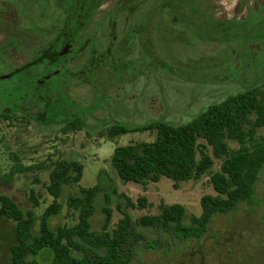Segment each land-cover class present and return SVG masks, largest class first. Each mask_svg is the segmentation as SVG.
I'll list each match as a JSON object with an SVG mask.
<instances>
[{
	"label": "rangeland",
	"instance_id": "obj_1",
	"mask_svg": "<svg viewBox=\"0 0 264 264\" xmlns=\"http://www.w3.org/2000/svg\"><path fill=\"white\" fill-rule=\"evenodd\" d=\"M118 2L104 0L87 32H82L81 43H73L61 75L49 78L48 74L59 68L46 62L33 68L31 75L1 80L32 62L49 46L47 28L56 19L58 8L55 0H0V112L8 108L13 111V104L26 110V115L15 113L10 120L0 119V192L23 210L34 211L35 233L43 214L54 202L47 186L58 160L80 162L84 171L78 185L63 187V197L58 201L62 211L51 219L52 229L75 226L79 213L69 208L68 200L80 195L81 189L97 185L101 192L95 199L96 213L91 220L94 231L102 230L106 218L103 209L107 206L113 211V229L123 218V212L136 224L144 216L160 214L162 202L185 207L184 225L190 226L193 216L202 215L201 199L216 195L209 177L184 183L179 190L167 178L149 184L146 189L125 184L112 165L115 149L151 142L155 135L130 133L109 139L107 129L115 124L135 128L158 120L186 124L229 97L254 85L264 86V0H192L188 8L207 12L208 24L203 21L193 24L192 19L176 25L166 13L160 19L166 23L164 28L157 18L145 24L144 34L135 39L131 37V26L138 22L136 18L124 14L116 20L110 15ZM153 6L142 7L143 17ZM210 22L220 23L219 28L211 29ZM90 33L93 41L85 45ZM179 33L183 38L179 39ZM173 35L181 41L172 38ZM16 40L20 43H14ZM63 46L60 44L58 49ZM105 52L110 53L114 65L99 69L95 73L96 82L82 74L93 58ZM110 58L105 62H110ZM43 78L46 85L42 90H52L53 96L60 100L59 118L69 120L73 114H84L87 118L84 130L64 134L63 124L46 126L33 120L47 107L35 95L30 94L25 102L22 98L27 88ZM258 135L264 136V129ZM230 146L238 148L234 142ZM220 164L216 161L214 170H219ZM20 167L22 171L11 177ZM32 191L38 197L37 208H33ZM120 194L135 204L145 197L152 206L143 210L128 207ZM13 228L14 224L0 215V264H10V248L15 242ZM136 229L146 240L136 246L131 264H188L200 243L217 248L218 252H234L237 257L229 264H264V169L253 201L241 203L230 213H218L204 237L189 241L179 255L175 253L171 232L141 226ZM218 236L220 239L216 240ZM51 254L45 250L30 259L47 264L52 260ZM227 258L228 255H223L222 261Z\"/></svg>",
	"mask_w": 264,
	"mask_h": 264
},
{
	"label": "trees",
	"instance_id": "obj_2",
	"mask_svg": "<svg viewBox=\"0 0 264 264\" xmlns=\"http://www.w3.org/2000/svg\"><path fill=\"white\" fill-rule=\"evenodd\" d=\"M191 1L119 0L116 9L110 15L116 20L124 14L136 18L138 22L131 26L132 39L144 34L145 24H151L157 18L160 20L166 13L173 17L176 25L182 21L191 22L192 19L195 20L193 24L198 21L208 24L210 17L207 12L191 11L188 8ZM55 2L58 15L47 28L51 38L49 46L40 52L34 63L18 69L11 74V78L31 75L32 69L42 62L59 68L53 74L49 73V78L61 75L66 68L69 55L58 49V46L71 41L81 43L82 32L93 21L104 0H55ZM149 4L154 6L143 17L142 7ZM160 23L163 28L166 26L161 20ZM210 24V28L216 30L220 25L211 22ZM178 35L179 39L183 38L182 34ZM145 36L146 41H149L147 32ZM171 37L179 40L177 35ZM14 43L20 42L16 40ZM84 44L89 45L91 41L86 39ZM82 51L83 49L78 53ZM109 54L105 52L93 58L87 71L82 74L95 81V73L99 69L114 65V60ZM107 58L111 59L108 63L105 62ZM37 89L27 88L22 98L25 102L32 94L46 105L47 109L34 116L33 120L46 126L63 124L64 134L82 131L87 127V118L84 114H73L69 120L60 119L58 97L53 96L52 90L40 89L38 93ZM13 107V111L8 108L0 112V119L10 120L15 113L26 115L25 107L18 104H13ZM263 129L262 85H254L244 93L209 107L186 124L174 125L158 120L135 128L122 124L109 127L107 129L109 139L130 133L155 135L151 142H136L115 149L112 165L123 183L141 185L146 189L149 184L159 183L163 178H167L173 181L174 189L179 190L184 183L201 181L209 177L216 195H206L201 199L202 215L193 216L191 225L186 226L184 225L186 208L181 205L168 206L162 202L160 214L144 216L135 224L127 212H123V218L111 229L113 211L107 206L103 209L106 218L102 230L94 231L91 220L96 213L95 199L101 192L100 185H97L91 189H81L80 195L72 196L68 200L69 208L79 213L75 226L52 229L51 219L62 211V205L58 201L63 197V187L78 185L82 181L84 171L80 162L58 160L53 165L50 183L47 186L54 202L43 214L37 233L34 232L37 221L34 211L23 210L12 198L0 192V215L14 224L15 242L10 248V264H42L30 259V256L36 257L45 250H50L53 254L52 260L47 264H131L136 246L146 240V237L137 231L136 226L171 232L184 240L202 234L218 213H230L241 203L253 201L256 185L264 169V136L258 135ZM230 142L236 143L238 148H231ZM216 161L221 163L219 170H214ZM18 169L11 173V177L22 171L21 167ZM120 197L127 202L128 207L143 210L152 206L145 197H140L136 204L123 194H120ZM31 200L33 208H37L39 201L35 191L31 192Z\"/></svg>",
	"mask_w": 264,
	"mask_h": 264
},
{
	"label": "flooded vegetation",
	"instance_id": "obj_3",
	"mask_svg": "<svg viewBox=\"0 0 264 264\" xmlns=\"http://www.w3.org/2000/svg\"><path fill=\"white\" fill-rule=\"evenodd\" d=\"M86 28L84 29V31H86ZM92 37H93V33H90V35H88V37L86 39L87 40L89 39L92 42L93 41V40H91ZM72 42L73 41H71V43H68V44L66 43L62 47V52H64L66 55L68 53H71L73 51L74 44ZM36 58H34L33 61L30 62V63H34V60ZM30 63H28V64H30ZM42 64H44V63L42 62ZM39 65H41V64H38L37 66H39ZM23 67H21V68H23ZM21 68H19V69H21ZM17 70H15V71H17ZM4 77H6V76H4ZM4 77H2L3 79H1V78L0 79L1 80H7V79L10 80L11 79V75H9V78H4ZM44 86H45V80L43 78V80L37 81L35 83V86H31V87L33 89L35 87L38 88L37 89V92L39 91L38 93H40V91H41L40 89H42ZM207 230L205 232H203L202 234H199L198 236H193V237H190V238L185 239V240L178 238L175 234H172V237L175 239V242H174V244H175L174 246H176V248H174L175 249V253L177 255H179L180 252H181V248L184 245H186L187 243H189V241L201 240L204 237V235L207 232ZM215 239L217 240V239H220V238L218 236ZM216 245H218V243H216ZM196 247H197V249L196 250H193V252L191 253V258L189 259L188 264H229V263H231L237 257L236 254L234 252H232L231 250H225V252H218L217 248L215 249V248H212L211 246H205L204 247L203 246V243H200V245L199 246H196ZM223 255L224 256L225 255H228L229 258H227L224 261H222ZM51 256L53 257V254H51Z\"/></svg>",
	"mask_w": 264,
	"mask_h": 264
},
{
	"label": "water",
	"instance_id": "obj_4",
	"mask_svg": "<svg viewBox=\"0 0 264 264\" xmlns=\"http://www.w3.org/2000/svg\"><path fill=\"white\" fill-rule=\"evenodd\" d=\"M4 78H9V76H6V77H4Z\"/></svg>",
	"mask_w": 264,
	"mask_h": 264
}]
</instances>
